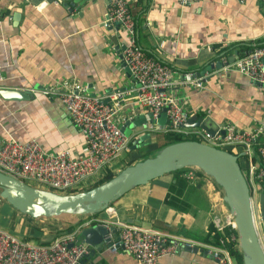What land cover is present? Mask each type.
<instances>
[{
    "label": "crops",
    "instance_id": "0c3cea01",
    "mask_svg": "<svg viewBox=\"0 0 264 264\" xmlns=\"http://www.w3.org/2000/svg\"><path fill=\"white\" fill-rule=\"evenodd\" d=\"M80 1L84 4L75 3ZM126 1L137 18L136 38L147 55L172 66L181 78L187 72L206 75L207 85L200 91L175 87L190 116L211 117L219 126L232 122L240 129L264 124V89L240 73L224 74L216 68L218 62L223 67L230 57H239L241 47L264 44V0H199L190 6H182L178 0ZM112 2L0 0V86L27 89L33 95L27 101L0 99V144L7 137L19 142L36 139L47 152L70 149L75 156L84 155V135L56 94L64 81L91 85L92 93L103 99L110 92H123L116 115L121 126L127 118L148 113L136 102V85L110 39V35H116L122 46L124 36L119 30H108L105 24L114 23L107 20ZM211 64L214 67L208 70ZM187 130L189 135L185 136L194 137L193 132L202 129ZM148 131L151 137L147 145L132 150L134 138L145 132L135 134L129 150L107 165L102 175L109 169L118 173L145 153L153 155L158 150L156 134L162 130ZM228 146L235 152L233 145ZM112 207L114 215L104 211L52 218L43 229L31 230L28 216L0 198V227L23 239L34 238L39 231L46 238L81 221L118 220L207 244L223 223L226 206L222 190L213 179L197 168H188L133 189ZM110 228L118 236L119 228ZM82 264L137 263L123 250L103 248L91 252ZM158 264L214 261L205 249H182L161 258Z\"/></svg>",
    "mask_w": 264,
    "mask_h": 264
},
{
    "label": "built area",
    "instance_id": "2783aa9c",
    "mask_svg": "<svg viewBox=\"0 0 264 264\" xmlns=\"http://www.w3.org/2000/svg\"><path fill=\"white\" fill-rule=\"evenodd\" d=\"M197 1L178 0L182 6H190ZM107 20L120 23L119 32L124 36L125 48L119 52L131 71L134 84L139 85L134 89L137 92L136 102L144 106L155 120L166 110L167 124L158 129L189 135L188 128L183 124L190 115L175 87L180 85L190 87L195 92L200 91L207 85L206 75L197 76L187 72L181 78V74L172 66L147 55L136 38L137 18L129 10L126 0H113ZM220 71L224 74L232 71L240 73L264 89V47H255L234 62L225 61ZM59 88L56 94L84 135V155L75 156L70 149L50 153L36 139L19 142L7 137L1 140L0 171L29 184L34 182L45 189L68 194L102 176L107 165L129 150L131 139L116 120L124 100L123 92L117 90L109 93L106 98L110 102L104 103V97L91 96L88 87L80 83L64 81ZM221 128L225 131L223 135L218 132L211 136L204 130H196L193 134L198 141L217 147L233 145L239 160L242 158L244 161L241 167L251 192L258 196L257 186H264V124L240 129L235 123L227 122ZM253 210L256 217L254 203ZM105 212L109 215L116 213L112 206ZM92 222L107 228L104 236L106 249L111 252L123 250L132 255L137 264H158L161 258L186 248L207 250L214 264H237L233 254V251L240 249L237 227L233 214L226 207L223 208V223L217 229L221 233L218 244H203L118 220L92 219L81 222L78 229L62 233L48 244L23 239L0 227V264H82L85 256L91 254L92 247L80 243L78 235L83 227ZM110 226L119 228L118 236ZM256 227L264 251V229L257 217Z\"/></svg>",
    "mask_w": 264,
    "mask_h": 264
},
{
    "label": "water",
    "instance_id": "95a60500",
    "mask_svg": "<svg viewBox=\"0 0 264 264\" xmlns=\"http://www.w3.org/2000/svg\"><path fill=\"white\" fill-rule=\"evenodd\" d=\"M75 3L84 4L82 1ZM70 6L72 7L73 4H70ZM105 24L110 31L120 30L119 22L110 24L107 21ZM110 39L116 44L118 50L125 48V45L121 46L118 43L116 35H110ZM120 57L122 58V56ZM237 58V56L230 57L229 62H234ZM222 65L221 62H218L216 68L219 69ZM124 66L131 73L125 62ZM213 67L211 64L208 70L213 69ZM198 76L201 75L198 74ZM92 91L93 88L89 85L88 92L91 96H96ZM32 97V93L27 89L0 86V99L2 100L27 101ZM103 102L108 103L110 99H103ZM167 121V114L164 109L156 120L152 118L150 112L127 118L121 129L131 139L135 134L145 132L134 138L131 144L133 150L149 143L151 134L148 129L153 131L155 128H162L167 124ZM183 126L186 128H200L211 136L218 132L222 135L225 133L224 129L221 128L222 125L219 126L211 117L197 114L190 116ZM185 168L201 170L221 188L223 203L234 216L239 248L242 254V264H264V251L257 233L252 192L239 162V155L228 149L219 148L198 140H183L168 144L159 149L154 155L126 166L108 181L91 189L75 193L60 194L33 186L0 171V198L17 211L33 218L91 216L104 212L133 189ZM257 191L259 197L258 215L264 229V187L259 184ZM107 231V228L100 224L85 226L79 232L78 241L90 245L92 253L101 251L106 247L104 236ZM186 249L192 250L190 248Z\"/></svg>",
    "mask_w": 264,
    "mask_h": 264
},
{
    "label": "trees",
    "instance_id": "16d2710c",
    "mask_svg": "<svg viewBox=\"0 0 264 264\" xmlns=\"http://www.w3.org/2000/svg\"><path fill=\"white\" fill-rule=\"evenodd\" d=\"M129 10L133 14V11L131 10L130 7H129ZM258 46L259 47H264V44L261 43ZM252 49H253V46H249V45L241 47V49H239V53H238L239 57H243V56L247 55ZM183 140H197V138L195 136L194 137H190V136H185V135L180 134V133L165 132V131H160V132H158L156 134V142L158 144V150L161 149L162 147L168 145V144H171V143H174V142H178V141H183ZM219 148H221V147H219ZM235 154H237V153H235ZM148 156H149V153H145L143 155V158L148 157ZM134 161L135 160H131L128 163V165L133 164ZM187 169L188 168H185V169H182V170H178V171H175L174 173H182L183 171H185ZM199 171L201 173H203L201 170H199ZM115 175H116V172H114L113 170L109 169V170L105 171V173L98 180L92 181V182L88 183L87 185H85V186H83L81 188H77L75 190L70 191L69 193H75V192H78V191H84V190L91 189V188H93V187H95V186H97V185H99L101 183H104V182L108 181L109 179H111ZM33 186H35V185H33ZM68 230L58 229L54 234H51L50 236H46V238H45L44 235H42L43 232L39 231L37 236H35L34 238H36V240H37L36 242L37 243L48 244V243H51L58 235L66 232ZM220 236H221V233L216 230V232H215V234L213 236V239L211 241H207V243L218 244V240H219ZM43 238H45V241L43 240ZM26 240H30V238H27ZM233 254H234L235 258H236L237 264H242V254H241L240 249H238L237 251H233Z\"/></svg>",
    "mask_w": 264,
    "mask_h": 264
},
{
    "label": "rangeland",
    "instance_id": "374dc122",
    "mask_svg": "<svg viewBox=\"0 0 264 264\" xmlns=\"http://www.w3.org/2000/svg\"><path fill=\"white\" fill-rule=\"evenodd\" d=\"M213 144H215V143H213ZM220 147H222L223 149H230V150H234L233 149V147H231V146H228V145H223V146H220ZM158 151V150H157ZM157 151H155V152H153V155L157 152ZM234 153H236V152H234ZM121 156H123V154L121 155ZM239 162H240V164H241V166H243V164H244V161H243V159L242 158H240V160H239ZM101 177V176H100ZM99 177V178H100ZM98 178V179H99ZM98 179H96V180H98ZM90 182V181H89ZM31 184H33V185H35V186H38V187H41V188H43L41 185H39V184H37V183H34V182H30ZM88 183V182H87ZM87 185V184H86ZM252 198H253V203H254V206H255V209H256V217H257V219L259 220V215H258V200H259V197L257 196V194L256 193H253L252 194ZM115 204V203H114ZM19 212V211H18ZM20 214H23V213H21V212H19ZM23 215H26V214H23ZM27 216H28V218H29V228L31 229V230H33V229H37V230H39V229H43L44 227H46V224H48V222H50L51 220H53L52 218H48V217H40V218H33V217H31V216H29V215H26V218H27ZM55 219V218H54ZM56 219H58V218H56ZM81 222H83V221H81ZM80 222V223H81ZM80 223H76V224H74V225H72V226H69L68 228L70 229L69 231H71V230H76V229H78L79 227V224ZM22 234V233H21ZM16 235H18L19 237H21V235H19V234H16ZM30 240L31 241H34V242H36V239L35 238H30Z\"/></svg>",
    "mask_w": 264,
    "mask_h": 264
}]
</instances>
